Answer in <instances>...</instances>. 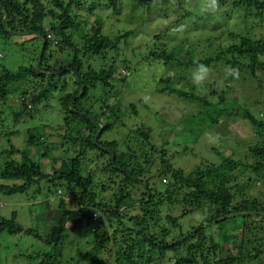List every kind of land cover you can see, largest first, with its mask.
Instances as JSON below:
<instances>
[{
	"label": "trees",
	"instance_id": "1",
	"mask_svg": "<svg viewBox=\"0 0 264 264\" xmlns=\"http://www.w3.org/2000/svg\"><path fill=\"white\" fill-rule=\"evenodd\" d=\"M81 2L0 0V38L8 40L13 35L31 34L32 39L41 42L35 65L22 66L16 71L7 67L1 69L0 102L7 100L12 91L21 92L22 111L14 114L15 120H19L59 90L64 116V123L53 127L64 132L61 141L64 150L54 159L57 166L50 174L45 173L43 167V158L49 157L44 136L32 129L27 131V145L35 147L38 153V148H44L38 158L31 159L11 141L18 133L5 134L10 140L9 147L3 151L6 159L0 167V195H24L37 187L33 198L41 200L38 203L40 210L47 213L53 224L46 235H41L20 225L17 213L6 218L0 211V233L30 235L51 248L49 253L39 251L25 255V264H57L70 223L75 228L86 223L94 234L92 250L81 254V259L89 258L88 264H107L101 258L106 253L114 255L116 264H264V144L249 147L254 159L252 163L225 156L217 150L220 163L201 162L191 169H184L172 164L166 144L159 147L151 142L145 126L132 125L124 141L109 140L108 132L118 123L120 125L125 115L138 116L139 106L131 104L122 109L119 102L109 104L108 90H115L114 82L121 75L124 82L123 75L127 76L129 71L119 73L115 65L97 70L91 61L104 60L112 52L115 59H119L114 51L131 36V32L111 38L97 26L94 32L79 35V15L75 8ZM146 2L144 7L148 12H153L156 5V10L163 8L168 13L177 5L172 0H155L153 5V0ZM206 5L200 20L215 27L222 25L216 17L225 23L231 18L226 9L231 12L240 9L246 19L252 18L248 23L251 30L264 21V0H216L215 7L207 0ZM1 6L7 13L6 21ZM119 6L117 0H109L106 4L113 10ZM247 12L251 14L247 15ZM182 28L186 31L184 24ZM161 32L147 42L143 49L144 59H161L165 65H175L183 71L198 70V64L211 70L223 67L228 87L230 81L236 80L235 76L227 74L226 70L230 68L237 69L239 74L246 73L258 82L264 77V37L255 39L250 36V31L246 34L231 31L227 39H216L220 43L218 50L213 39L206 40L208 50L201 49L202 42H192L194 59L183 62V43L168 49L162 39L169 33ZM42 50L41 70L52 73L50 76L37 73ZM56 57L60 59L51 65ZM126 64L127 58H123L120 67L126 69ZM68 75L74 79L71 86L62 82ZM14 83L17 86L11 89L10 85ZM161 83L159 93L200 103L203 124L215 125L236 108V116L248 119L258 131L264 129V122L251 109L242 108L237 98L225 100L218 86H214L213 93L218 95L219 102H213L209 96L197 94V88L202 86L192 82H188L191 88L187 90L173 86L171 77L162 78ZM20 85L23 88L20 89ZM98 88L102 90L105 102L100 116L96 115L95 104H91V101H98L97 97L91 96V91ZM114 95L117 98L118 92ZM145 107L149 108L146 104ZM109 115L115 121H106L102 128L100 122ZM3 135L0 130V138ZM129 139L140 140L139 148L133 149L128 143V151L124 150L125 141ZM153 180L159 184L155 185ZM42 182L50 193L46 197L41 196ZM56 197L59 201L54 209L52 203ZM73 203L76 206L72 207ZM192 213L201 215L203 222L198 227L191 226L190 232L175 235L174 229L180 227L182 217ZM223 217L226 219L214 223ZM206 224L209 225L204 227ZM212 225L215 226L210 229ZM180 239L183 240L170 245Z\"/></svg>",
	"mask_w": 264,
	"mask_h": 264
},
{
	"label": "rangeland",
	"instance_id": "2",
	"mask_svg": "<svg viewBox=\"0 0 264 264\" xmlns=\"http://www.w3.org/2000/svg\"><path fill=\"white\" fill-rule=\"evenodd\" d=\"M117 1L120 6L115 10L106 7L109 0H82L79 6L75 8L79 15L77 21L79 25L77 33L79 35L84 32L92 33L97 26H101L103 34L111 38H116L125 32H131V36L120 45L116 52L114 51L119 59H115L112 52L104 60L95 59L91 61L97 70L115 65L119 73L124 72L123 70L129 71L127 76L123 75L125 77L124 82L121 80V75V78H117L114 82L115 90L111 92L108 90L109 104H118L119 102L122 109H126L131 104L139 106L138 116L127 114L126 117L125 115L122 123L120 125L118 123L113 131L108 132L107 137L111 136L109 140L124 141L125 134L133 127L132 125H141L147 128L151 142L159 147L166 144L165 148L175 167L191 169L201 162L220 163L222 160L216 153L217 150L225 156H233L237 160L241 159L252 163L254 159L249 153V147L264 144V129L258 131L248 119L236 116V108L227 113L215 125L203 124L200 120L202 118L200 112L203 106L200 103L192 100H181L176 96L158 92L162 88L161 79L166 77L172 78L173 86L184 90L190 89L188 82L193 83L192 77L198 73V70L183 71L175 65H165L161 59L146 60L143 58V49L146 48L147 42L163 31V33H169L168 37L162 39L168 44V49L183 43L181 60L186 62L189 59H194L192 42L194 44L202 42L201 49L208 50L209 46L205 44L207 39L215 41L219 37L227 39L231 31L238 34H246L250 31V36L260 39L264 37V21L260 22L255 27L256 29L251 30L248 23L251 22L252 18L246 19L240 9L232 12L230 9H226L231 14L229 21L225 23L222 18L216 17L222 23L221 27L208 25L200 20L207 8V0H172L173 3L176 1L177 5L173 7L174 9H169L168 13L164 12L165 9L163 8L156 10V5L153 7V12H148L144 7V4L147 3L146 0ZM155 3L153 0L151 5ZM174 11L177 12L176 15ZM249 14L251 13L247 12V15ZM85 22L87 24L84 25ZM183 24L186 31L182 28ZM77 37L79 36L77 35ZM32 38L31 34L13 35L8 40L0 38V71L3 67L16 71L19 67L36 64L35 59L39 57L37 48L41 42L39 39L34 40ZM228 40L231 41V39ZM219 44L217 40L214 46L216 50L219 49ZM120 56L127 58V70L120 67L123 59ZM59 59L60 57L54 58L50 64L54 65ZM224 72L223 67L216 70L210 69V75L205 82L201 85L195 84L202 86L197 88V94L209 96L213 102H219L218 95L213 93L214 86H218L225 100L237 98L242 108L251 109L256 117L264 122V77H261L258 82L246 73H241L238 78L236 77V80L230 81V87H228L224 81L226 77ZM73 81L71 75L62 78V82H66L70 86ZM14 86H17L16 83L11 84L10 88L12 89ZM21 88L23 85H20ZM16 89L20 91V89ZM114 92H118L117 98ZM103 95L100 88L91 91V96L98 98V101H91L92 105L95 104L94 109L97 116L101 115V106L105 103L103 102ZM61 97V91L53 92L48 101L35 106L33 110L24 114L25 117L21 116L19 120H15L14 114L22 111L21 92L14 93L12 91L7 100L0 102L2 104L0 105V130L4 133L0 138V167L6 159L3 151L9 147L10 139L5 136L9 132L18 133L17 136H12L11 141L23 152L25 151L29 158L39 157L44 148H38V153L35 147L27 145V131L32 129L40 136H44V147L49 149V157L43 158L45 173L50 174L53 171V167L57 166L54 159L60 157L64 150L61 145L64 132L53 129V127L64 123L60 103ZM145 104L149 107L148 109ZM159 111L163 114H157ZM101 118L103 119V117ZM104 118L106 120L103 119L104 122H100L101 127L106 121H115L112 115ZM139 142L140 140L136 141V139L126 140L123 149L128 151V146L126 147L128 143L133 149H138L141 144ZM153 183L159 184L157 180H153ZM41 186L43 188L41 196L46 197L50 194L47 191V185L42 182ZM36 190L37 187H32L28 191V195H0V211L6 218L17 213V222L20 225L26 229H33L41 235H46L53 222L48 220L47 213L40 210L41 207L38 203L41 200L35 201L33 198ZM52 190L54 191V189ZM58 201L59 199L56 197L52 203L54 209H57ZM74 206L76 203L72 204V207ZM178 212L176 211V213ZM104 221H106L105 218ZM202 222L201 215L197 213L186 215L180 220V227L174 229V234L190 232L191 226L198 227V224ZM213 226L215 225H212L210 229H213ZM93 237L94 234L91 228L86 226V223L77 228L71 223L68 224L67 238L57 264H88L89 258L83 260L81 254L92 250L91 241ZM173 243L171 242L170 245ZM39 251L49 253L51 248L44 241L30 235L12 236L7 233H0V264H25V255H33ZM105 255H102L101 258L107 264H116L113 254L106 253ZM170 255L173 256V254Z\"/></svg>",
	"mask_w": 264,
	"mask_h": 264
},
{
	"label": "clouds",
	"instance_id": "3",
	"mask_svg": "<svg viewBox=\"0 0 264 264\" xmlns=\"http://www.w3.org/2000/svg\"><path fill=\"white\" fill-rule=\"evenodd\" d=\"M211 4H212L213 7H215L216 6V0H211ZM197 69H198V73L195 74L192 77V80H193L194 84L201 85L209 77L210 69L208 67H206L205 65H203V64H198L197 65ZM226 71H227L228 75H233V76H235L237 78L239 76V72H238L237 69L230 68V69H227ZM30 106H31V104L29 105V108H31ZM67 200L69 201V198H67ZM206 225L208 226V224H206Z\"/></svg>",
	"mask_w": 264,
	"mask_h": 264
},
{
	"label": "water",
	"instance_id": "4",
	"mask_svg": "<svg viewBox=\"0 0 264 264\" xmlns=\"http://www.w3.org/2000/svg\"><path fill=\"white\" fill-rule=\"evenodd\" d=\"M1 8L3 9V7L1 6ZM2 13L4 14V20L6 21V19H7V13L5 12V10L3 9L2 10ZM43 50H42V52H41V55H40V58H39V62H38V65H37V73L38 74H43V75H45V76H50L52 73H50V72H44V71H42L41 70V63H42V57H43ZM103 128V127H102ZM100 132H101V130H100ZM99 132V133H100ZM226 219V217H223V218H220V219H218V220H216V221H214V223H217V222H219V221H223V220H225ZM209 225V224H208ZM207 225H205L204 227H206ZM187 237V236H186ZM182 239H180V240H178V241H176V242H174L173 244H171V245H174V244H177L179 241H181Z\"/></svg>",
	"mask_w": 264,
	"mask_h": 264
},
{
	"label": "built area",
	"instance_id": "5",
	"mask_svg": "<svg viewBox=\"0 0 264 264\" xmlns=\"http://www.w3.org/2000/svg\"><path fill=\"white\" fill-rule=\"evenodd\" d=\"M96 218H97V217H96V216H94V220H97Z\"/></svg>",
	"mask_w": 264,
	"mask_h": 264
}]
</instances>
